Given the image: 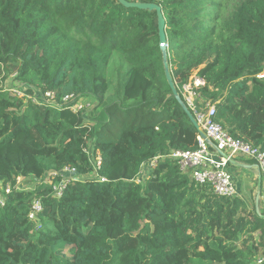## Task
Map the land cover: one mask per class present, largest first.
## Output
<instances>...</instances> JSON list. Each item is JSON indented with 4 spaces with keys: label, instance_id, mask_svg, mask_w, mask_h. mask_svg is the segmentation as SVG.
I'll list each match as a JSON object with an SVG mask.
<instances>
[{
    "label": "trees",
    "instance_id": "trees-1",
    "mask_svg": "<svg viewBox=\"0 0 264 264\" xmlns=\"http://www.w3.org/2000/svg\"><path fill=\"white\" fill-rule=\"evenodd\" d=\"M145 1L161 7L181 101L201 78L213 120L264 151V0H243L227 18L224 0ZM33 89L96 105L74 114L33 102ZM197 136L165 78L155 12L118 0H0V183L11 186L0 264H264V212L194 184L170 157L197 150ZM66 168L74 179L59 199L43 183L17 189V177L35 183Z\"/></svg>",
    "mask_w": 264,
    "mask_h": 264
},
{
    "label": "built area",
    "instance_id": "built-area-1",
    "mask_svg": "<svg viewBox=\"0 0 264 264\" xmlns=\"http://www.w3.org/2000/svg\"><path fill=\"white\" fill-rule=\"evenodd\" d=\"M257 77L263 79L264 73H261ZM204 86L205 82L201 78L193 76L189 82L182 87L181 93L185 101V106L197 123L198 129L205 134L208 142L203 140L198 134L197 150L193 152H172L170 157L176 161L180 171L186 173L190 181L194 184L209 186L212 192L217 196L234 198L238 196V192L228 171L230 160L240 157L254 163L260 175L264 178V151L242 140L233 139L226 129L213 120L215 115L214 105L211 103L203 104L199 101L200 96L198 90ZM15 90L19 96H23L22 89L21 91L20 89ZM54 98L53 92H45L42 93L39 99L33 98V102L48 104L53 108L68 105L69 110L74 114H78L83 110L88 112L93 108V105L88 101L79 100L76 104H71L75 100L73 96L63 98L61 103L55 102ZM222 154H224V156H222ZM92 162L94 164V173L92 174L95 176V172L100 168L101 164L98 152L94 159H92ZM155 162L154 160L148 165L150 169L154 167ZM143 168L144 166L142 169ZM142 169L135 180L138 184H143L147 178L141 180ZM84 178H90V175L82 177V179ZM56 179H59L58 183L54 182ZM73 179L74 170L66 168L60 172H49L42 180L36 181L35 183L29 182L28 179L17 177L16 186L19 190L28 191L34 189L37 183H43L51 186L52 196L59 199L62 196V191L65 186ZM21 183L22 186L20 185ZM1 185L3 188L1 191L3 195H0V205H3L4 196L10 192L11 186L10 184L3 185L2 183ZM24 185L27 187L24 188ZM41 210L42 206L39 201H33L28 215L29 220L38 224L37 215ZM38 227L40 229V226Z\"/></svg>",
    "mask_w": 264,
    "mask_h": 264
},
{
    "label": "crops",
    "instance_id": "crops-1",
    "mask_svg": "<svg viewBox=\"0 0 264 264\" xmlns=\"http://www.w3.org/2000/svg\"><path fill=\"white\" fill-rule=\"evenodd\" d=\"M228 171L238 192L237 197L244 200L248 208H254L259 214L264 212V178L260 175L256 165L236 157L228 166ZM252 187L256 188L254 197Z\"/></svg>",
    "mask_w": 264,
    "mask_h": 264
},
{
    "label": "water",
    "instance_id": "water-1",
    "mask_svg": "<svg viewBox=\"0 0 264 264\" xmlns=\"http://www.w3.org/2000/svg\"><path fill=\"white\" fill-rule=\"evenodd\" d=\"M120 4H122L126 8H135L139 10H146L150 12H155L156 14V19H157V30H158V38H159V49L162 53V61H163V66H164V73H165V78L167 80V83L172 91L173 96L177 100V102L181 105L183 108L185 114L188 116L189 120L192 122L194 127L197 129L198 134L201 136V138L205 141L208 142L205 134L201 132L198 129L197 123L195 122L194 118L192 117L191 113L185 106L184 102L181 101L180 97L178 96V93L175 89L174 83L172 81L168 63H167V39H166V34H165V20L162 14L161 7L157 4L150 3V2H145V1H136V2H128L126 0H118ZM224 156V154H222ZM233 163V160H230V164ZM258 188H260V184H258Z\"/></svg>",
    "mask_w": 264,
    "mask_h": 264
},
{
    "label": "rangeland",
    "instance_id": "rangeland-1",
    "mask_svg": "<svg viewBox=\"0 0 264 264\" xmlns=\"http://www.w3.org/2000/svg\"><path fill=\"white\" fill-rule=\"evenodd\" d=\"M243 0H224V9H225V11H224V13H223V15H224V18H227L230 14H232L236 9H237V7L240 5V3L242 2ZM119 67V65L118 64H116V63H114V64H112V66H110V68H111V71L112 72H115L116 70H117V68ZM15 82L11 79V78H9L8 80H7V83H6V86H7V88H10V89H15L14 87H15ZM17 90H19V89H21V88H16ZM25 90V89H24ZM24 90H22V91H24ZM30 95V94H29ZM26 95V96H28V97H30L31 96V98L33 99V98H35V99H38L39 97H40V91L39 90H37V89H33V91H32V95ZM27 97V98H28ZM82 101H88V102H90V104L91 105H93V107L96 105V102L94 101V100H92V99H86V100H82ZM71 111V110H70ZM84 111V110H83ZM72 112V111H71ZM85 112V111H84ZM73 113V112H72ZM84 120L86 121V120H88L87 119V115H86V113H84ZM149 172H150V168H149V166H147V167H144L143 169H142V173H141V180H143V179H145L147 176H148V174H149ZM66 176V175H65ZM21 186H22V183L20 184ZM24 188L25 187H27V186H23ZM255 189L256 188H253L252 187V193H254L253 194V197H254V195H255ZM3 190V188H2V185H1V183H0V195H3L2 194V191ZM252 197V198H253ZM258 213V212H257ZM259 214V213H258ZM40 228H41V226H40ZM38 229H39V227H38Z\"/></svg>",
    "mask_w": 264,
    "mask_h": 264
}]
</instances>
